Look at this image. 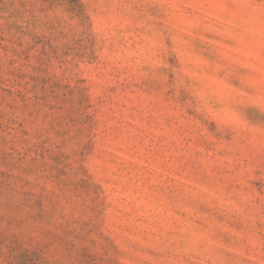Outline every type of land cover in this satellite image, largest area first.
I'll return each instance as SVG.
<instances>
[{
  "label": "rangeland",
  "instance_id": "1",
  "mask_svg": "<svg viewBox=\"0 0 264 264\" xmlns=\"http://www.w3.org/2000/svg\"><path fill=\"white\" fill-rule=\"evenodd\" d=\"M0 264H264V0H0Z\"/></svg>",
  "mask_w": 264,
  "mask_h": 264
}]
</instances>
